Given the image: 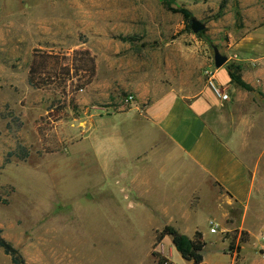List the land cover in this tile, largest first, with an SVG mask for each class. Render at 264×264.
<instances>
[{"label": "rangeland", "instance_id": "1", "mask_svg": "<svg viewBox=\"0 0 264 264\" xmlns=\"http://www.w3.org/2000/svg\"><path fill=\"white\" fill-rule=\"evenodd\" d=\"M170 7L188 10L190 20L161 0H0V237L25 264H156L157 257L189 264L171 242L153 248L155 231L167 220L126 209L121 187L91 167L89 117L129 108L131 84L195 95L209 84L216 54L238 67L234 46L264 25V0H174ZM191 20L203 31L194 33ZM75 50L94 57L86 90L65 98L61 89L28 85L35 51L68 56ZM262 147L243 158L256 159L258 191L247 223L264 258ZM203 199L192 221L207 236L208 255L218 237L208 233L209 223L218 224L223 213L211 195ZM230 212L227 221L239 223L241 208ZM244 233L221 234L231 253L249 242ZM0 264H11L1 249Z\"/></svg>", "mask_w": 264, "mask_h": 264}, {"label": "crops", "instance_id": "2", "mask_svg": "<svg viewBox=\"0 0 264 264\" xmlns=\"http://www.w3.org/2000/svg\"><path fill=\"white\" fill-rule=\"evenodd\" d=\"M234 47L237 74L253 92L231 82L225 63L213 68L209 82L226 100L216 96L209 84L195 95L131 84L134 102L129 108L89 117L91 167L107 184L121 187L126 209L167 220L155 232L170 226L188 239L200 233L205 244L202 264H264L252 244L246 210L258 191L256 159L252 164L243 158L254 153L251 149L264 147V103L258 95L264 97V25ZM205 194L223 213L217 220L221 233L208 232L218 234L217 247L208 255L207 236L192 221ZM234 207L242 210L239 223L227 221ZM234 228L249 237L238 253H231L228 241L221 239L222 233ZM164 241L171 239L165 237L159 246Z\"/></svg>", "mask_w": 264, "mask_h": 264}, {"label": "trees", "instance_id": "3", "mask_svg": "<svg viewBox=\"0 0 264 264\" xmlns=\"http://www.w3.org/2000/svg\"><path fill=\"white\" fill-rule=\"evenodd\" d=\"M164 7L172 13L180 14L184 21L190 20V12L186 9H173L170 6L174 0H161ZM239 67L227 66V73L232 83L246 92H253L252 88L243 83L238 76ZM95 61L94 57L86 50H75L71 55H60L58 53L35 51L32 55L31 62L27 73V83L35 89H48L55 87L61 89L63 95L71 97L77 93L86 90L95 77ZM259 98L264 103V97L258 94ZM73 99L67 102V105L73 104ZM52 110L48 115L52 116ZM56 116L54 121H59L62 117ZM45 153H50L49 151ZM26 157L25 151L22 153ZM243 235H246L245 233ZM169 237L175 251L181 259L189 264H202L201 252L205 246L202 242L201 234L196 232L192 239L181 236L177 231L170 226L163 227L157 231L154 238L153 248L157 247L161 241ZM246 240L241 241V243ZM0 249L4 255L8 256L11 264H25L18 252L13 249L7 242L0 237ZM229 249L232 250V245L229 244ZM161 258L157 257L156 264H163Z\"/></svg>", "mask_w": 264, "mask_h": 264}, {"label": "built area", "instance_id": "4", "mask_svg": "<svg viewBox=\"0 0 264 264\" xmlns=\"http://www.w3.org/2000/svg\"><path fill=\"white\" fill-rule=\"evenodd\" d=\"M209 87L213 90L216 96H218L221 100H226L227 96L225 94H220L218 90L215 88L212 81L209 82ZM126 103H133V98L131 96L127 97L125 100ZM209 233L216 234L218 232V225L215 223H209Z\"/></svg>", "mask_w": 264, "mask_h": 264}, {"label": "water", "instance_id": "5", "mask_svg": "<svg viewBox=\"0 0 264 264\" xmlns=\"http://www.w3.org/2000/svg\"><path fill=\"white\" fill-rule=\"evenodd\" d=\"M203 25L200 24L198 21H195V20H191V30L194 32V33H200L203 31ZM215 64H216V67H221L222 65L225 64L226 60L225 58H222L221 56H219L218 54L215 55Z\"/></svg>", "mask_w": 264, "mask_h": 264}]
</instances>
